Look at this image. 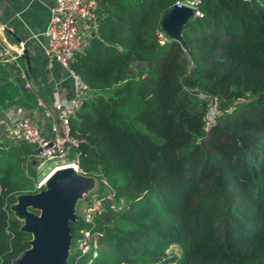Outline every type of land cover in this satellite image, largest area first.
Listing matches in <instances>:
<instances>
[{"label":"trees","instance_id":"16d2710c","mask_svg":"<svg viewBox=\"0 0 264 264\" xmlns=\"http://www.w3.org/2000/svg\"><path fill=\"white\" fill-rule=\"evenodd\" d=\"M171 3L99 0L72 60L90 87L71 117L79 168L125 203L72 223L67 264H264V0H204L183 44H161ZM34 152L0 143V264L31 237L9 206L37 190ZM85 227L99 240L91 262L76 247Z\"/></svg>","mask_w":264,"mask_h":264},{"label":"built area","instance_id":"2783aa9c","mask_svg":"<svg viewBox=\"0 0 264 264\" xmlns=\"http://www.w3.org/2000/svg\"><path fill=\"white\" fill-rule=\"evenodd\" d=\"M203 1L172 0L171 5L190 7L195 17L204 15ZM98 4L99 0H54L52 2L51 17L45 30L48 37L46 54L50 60H56L65 67L74 80V95L69 102L57 100L54 103V107L59 110L61 120L59 123L52 124L53 136H45L37 121L29 115L16 120L10 128L12 139H24L33 146L38 145V150H34V160H36L38 169L44 174V177L37 183L38 188L44 186L45 179L59 166L71 165L77 171L82 172L79 168L77 151L79 138L71 131V117L82 105L90 87L73 68L72 60L76 52L88 44L89 34L85 32V26L96 22ZM168 39L169 36L161 27L158 31L159 43L164 44ZM215 112V103H213L207 116L206 129L213 124ZM107 199L115 201L116 209L122 208L125 203V198L118 197L116 191L109 186L106 191L94 192L91 198H88V203L82 212V219L86 223H93L96 214L104 210ZM76 247L83 253H90L89 262H91L99 255L98 235L93 233L89 227H85L81 237L77 240Z\"/></svg>","mask_w":264,"mask_h":264},{"label":"crops","instance_id":"0c3cea01","mask_svg":"<svg viewBox=\"0 0 264 264\" xmlns=\"http://www.w3.org/2000/svg\"><path fill=\"white\" fill-rule=\"evenodd\" d=\"M53 1L0 0V143L12 139L10 128L26 115L52 137V124L61 120L54 103L74 95L71 74L46 54ZM94 26L85 32L93 34Z\"/></svg>","mask_w":264,"mask_h":264},{"label":"water","instance_id":"95a60500","mask_svg":"<svg viewBox=\"0 0 264 264\" xmlns=\"http://www.w3.org/2000/svg\"><path fill=\"white\" fill-rule=\"evenodd\" d=\"M191 18L192 8L172 4L162 15L161 27L170 39L183 44L182 30ZM24 53L29 58L27 49ZM98 182L94 175L62 166L48 175L42 189L17 194L9 209L21 221L19 229L31 237L9 264H67L72 252V223L79 220L78 204Z\"/></svg>","mask_w":264,"mask_h":264},{"label":"rangeland","instance_id":"374dc122","mask_svg":"<svg viewBox=\"0 0 264 264\" xmlns=\"http://www.w3.org/2000/svg\"><path fill=\"white\" fill-rule=\"evenodd\" d=\"M37 172H38V176H37V181H36V187H37V183L39 182L40 179H42L44 177L43 171L39 170L37 167ZM99 185L98 187L92 191L89 196H87L84 200H81L78 204L77 207V212L80 218L83 217L82 212L84 211L85 205L88 203V198H91V196L94 194V192H98L101 190L100 186L102 184H100V182H98ZM44 187V186H43ZM42 187V188H43ZM42 188H36L37 190H40ZM36 190V191H37ZM166 251L170 254V255H181L182 254V247L178 242H173L169 247L166 248ZM172 264H176V263H172Z\"/></svg>","mask_w":264,"mask_h":264},{"label":"bare ground","instance_id":"6f19581e","mask_svg":"<svg viewBox=\"0 0 264 264\" xmlns=\"http://www.w3.org/2000/svg\"><path fill=\"white\" fill-rule=\"evenodd\" d=\"M66 166H71V165H66ZM57 168H60V166H59V167H57ZM57 168H56V169H57Z\"/></svg>","mask_w":264,"mask_h":264}]
</instances>
